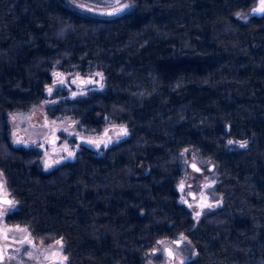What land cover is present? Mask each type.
<instances>
[{"label":"trees","instance_id":"16d2710c","mask_svg":"<svg viewBox=\"0 0 264 264\" xmlns=\"http://www.w3.org/2000/svg\"><path fill=\"white\" fill-rule=\"evenodd\" d=\"M131 1L95 15L0 0V171L17 202L6 223L61 240L67 264H145L179 236L196 251L185 264H264V13L237 17L255 0ZM54 70L101 71L105 87L56 92L51 118L86 132L110 118L129 136L44 171L39 150L12 145L8 115L43 101ZM184 154L209 162L222 197L198 222L179 202Z\"/></svg>","mask_w":264,"mask_h":264},{"label":"rangeland","instance_id":"374dc122","mask_svg":"<svg viewBox=\"0 0 264 264\" xmlns=\"http://www.w3.org/2000/svg\"><path fill=\"white\" fill-rule=\"evenodd\" d=\"M66 2L78 11H87L95 15L98 13L90 8L106 10L122 6L125 11H128L133 5L131 0H66ZM125 5L127 7H124ZM259 6L260 0H255L250 10L237 14V17L242 21H248L252 16L257 15L258 12L254 9ZM52 75L53 80L45 88L43 101L26 112L9 113L8 122L13 146L39 150L42 169L51 171L63 163L73 161L82 145H87L102 154L110 146L128 138L129 127L124 122L118 123L106 118L107 122L101 130L86 132L78 119L72 117L53 119L47 113V108L58 102L59 98L55 94L60 90H65L70 99L85 97L93 91H102L105 87V78L101 71L95 70L83 74L79 71L65 73L54 70ZM80 80H85L86 83L80 85ZM122 130H126L127 135H124ZM238 144L236 141H228L231 148ZM183 158L186 167L190 161H195L204 168V172L200 173L193 170L190 172L187 168L177 185L179 202L192 212L194 220L198 222L206 214L222 205V197L214 191L217 175L206 171L208 161L197 158L193 154H184ZM190 192H193L196 197L191 198ZM3 196L11 197L4 175L0 171V198ZM16 208L17 202L14 198L9 205L0 202V244L6 254L3 264H67L68 258L61 240L43 244L32 236L27 227L6 223V216ZM167 246L173 250L176 264H185L190 258L196 256V251L188 240L179 236L174 240L161 241L156 253L149 255L145 264H168L169 260L165 252Z\"/></svg>","mask_w":264,"mask_h":264},{"label":"water","instance_id":"95a60500","mask_svg":"<svg viewBox=\"0 0 264 264\" xmlns=\"http://www.w3.org/2000/svg\"><path fill=\"white\" fill-rule=\"evenodd\" d=\"M121 8H122V6L117 7V8H112V9H106V10H96V9H93V8H90V10H95L98 14H107L108 15V13H113V12H115L116 14L119 13L120 11H117V10L121 9ZM257 15L258 16H262L263 13L258 12ZM85 83H86L85 80H80L79 81L80 85H84ZM188 167H189L190 170H193V171H195L197 173L202 172L201 166L195 161H190L189 164H188ZM212 168H213V166L210 167V170H212ZM197 169H199V171H197ZM189 196L191 198H195L196 197V195L193 192H190ZM5 200L12 201V198L9 197V196H3V197L0 198V202L3 203V204H6V203H4ZM6 205H9V204H6ZM165 252H166V254H167V256L169 258H171V259L174 258V253H173V250L171 249V247L167 246L165 248ZM3 258H4V252H3V248H2V246L0 244V261H2Z\"/></svg>","mask_w":264,"mask_h":264},{"label":"snow or ice","instance_id":"6c2138e0","mask_svg":"<svg viewBox=\"0 0 264 264\" xmlns=\"http://www.w3.org/2000/svg\"><path fill=\"white\" fill-rule=\"evenodd\" d=\"M124 7H127V5H125ZM122 10H123V9L121 8V9H118L117 11H122ZM254 11H256V12H260V13H264V0H260V6H259L258 8H256V9H254ZM114 14H116V13H115V12H113V13H108V15H114ZM122 133H123L124 135H127V131H126V130H122ZM244 146H246V145L241 144V147H244ZM197 171H199V169H197ZM4 203H6V204H11V201L5 200ZM198 215H199V214H198ZM58 243H60V242H58ZM170 254H171V253H170ZM29 255H31V254H29ZM64 259H66V257H65Z\"/></svg>","mask_w":264,"mask_h":264},{"label":"flooded vegetation","instance_id":"af4514ba","mask_svg":"<svg viewBox=\"0 0 264 264\" xmlns=\"http://www.w3.org/2000/svg\"><path fill=\"white\" fill-rule=\"evenodd\" d=\"M189 185H192V184H190L189 183ZM156 251H157V249L154 251V253H156ZM167 258H168V260H169V263L168 264H176V260H175V257L173 258V259H171V258H169L168 256H167ZM5 259H6V254L4 253V258H3V260L2 261H0V264H3L4 262H5ZM51 264H53V263H51Z\"/></svg>","mask_w":264,"mask_h":264}]
</instances>
